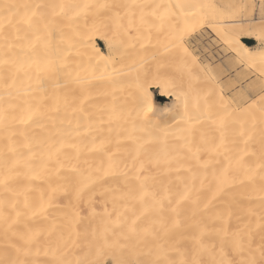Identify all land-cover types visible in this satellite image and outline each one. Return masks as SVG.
<instances>
[{
	"label": "bare ground",
	"instance_id": "bare-ground-1",
	"mask_svg": "<svg viewBox=\"0 0 264 264\" xmlns=\"http://www.w3.org/2000/svg\"><path fill=\"white\" fill-rule=\"evenodd\" d=\"M252 4L0 0V264H264V94L189 45L264 86Z\"/></svg>",
	"mask_w": 264,
	"mask_h": 264
},
{
	"label": "rangeland",
	"instance_id": "rangeland-1",
	"mask_svg": "<svg viewBox=\"0 0 264 264\" xmlns=\"http://www.w3.org/2000/svg\"><path fill=\"white\" fill-rule=\"evenodd\" d=\"M251 20L264 19V6L259 0H253ZM206 29H201L195 34L196 40L191 39L189 45L193 53L202 63H207L216 78V85L225 93L229 101H232L234 108L239 111L247 108L264 94L262 77L259 76L247 65L241 63L237 65L236 60L225 53L221 46L217 45L213 36L205 33ZM252 49L260 48L255 40H244ZM98 43L104 50L103 44ZM161 101V100H160ZM114 264L110 258L97 264Z\"/></svg>",
	"mask_w": 264,
	"mask_h": 264
},
{
	"label": "snow or ice",
	"instance_id": "snow-or-ice-1",
	"mask_svg": "<svg viewBox=\"0 0 264 264\" xmlns=\"http://www.w3.org/2000/svg\"><path fill=\"white\" fill-rule=\"evenodd\" d=\"M191 7H192L193 9H195L196 7H201V8H203L204 5H191Z\"/></svg>",
	"mask_w": 264,
	"mask_h": 264
}]
</instances>
